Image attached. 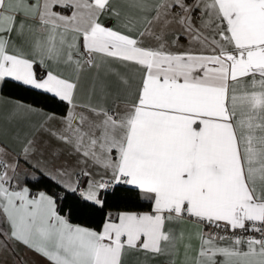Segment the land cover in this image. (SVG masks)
I'll return each mask as SVG.
<instances>
[{"label":"snow or ice","instance_id":"obj_1","mask_svg":"<svg viewBox=\"0 0 264 264\" xmlns=\"http://www.w3.org/2000/svg\"><path fill=\"white\" fill-rule=\"evenodd\" d=\"M21 250L264 264V0H0V264Z\"/></svg>","mask_w":264,"mask_h":264},{"label":"crops","instance_id":"obj_2","mask_svg":"<svg viewBox=\"0 0 264 264\" xmlns=\"http://www.w3.org/2000/svg\"><path fill=\"white\" fill-rule=\"evenodd\" d=\"M21 255L26 256V259L29 262H32V264H44V262L42 260H40V258L34 256L32 253H26L23 250H21Z\"/></svg>","mask_w":264,"mask_h":264},{"label":"trees","instance_id":"obj_3","mask_svg":"<svg viewBox=\"0 0 264 264\" xmlns=\"http://www.w3.org/2000/svg\"><path fill=\"white\" fill-rule=\"evenodd\" d=\"M25 99H26V100H30L31 97H25ZM54 107H55V106H50L47 110L51 111V110H53ZM34 190H36V189H34ZM65 211H67V209H65ZM72 222H73V223H87L88 226H91V227H94L95 224H96V221H95V220L84 221L83 219H79V218L74 219Z\"/></svg>","mask_w":264,"mask_h":264}]
</instances>
